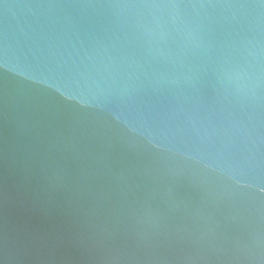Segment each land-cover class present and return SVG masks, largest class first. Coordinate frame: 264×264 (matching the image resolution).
Returning a JSON list of instances; mask_svg holds the SVG:
<instances>
[{"label": "water", "instance_id": "95a60500", "mask_svg": "<svg viewBox=\"0 0 264 264\" xmlns=\"http://www.w3.org/2000/svg\"><path fill=\"white\" fill-rule=\"evenodd\" d=\"M0 264H264V0H0Z\"/></svg>", "mask_w": 264, "mask_h": 264}]
</instances>
